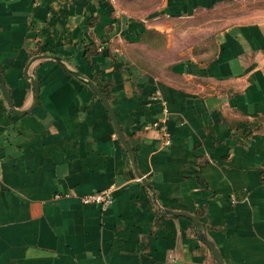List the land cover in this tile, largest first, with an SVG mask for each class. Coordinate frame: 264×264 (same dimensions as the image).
<instances>
[{
  "label": "crops",
  "instance_id": "0c3cea01",
  "mask_svg": "<svg viewBox=\"0 0 264 264\" xmlns=\"http://www.w3.org/2000/svg\"><path fill=\"white\" fill-rule=\"evenodd\" d=\"M234 1L0 0V264H264V9L171 55Z\"/></svg>",
  "mask_w": 264,
  "mask_h": 264
},
{
  "label": "rangeland",
  "instance_id": "374dc122",
  "mask_svg": "<svg viewBox=\"0 0 264 264\" xmlns=\"http://www.w3.org/2000/svg\"><path fill=\"white\" fill-rule=\"evenodd\" d=\"M263 9L264 0H241L223 4L213 11L186 20L180 27V32L182 33L183 31L185 34H179V36L175 37V39L179 38V42H175L174 49H171V55H174L173 53H176L177 50L180 52L188 50L192 45H198L196 41L202 42L201 45L205 46V43L209 42L212 34H214V30L226 21L234 20L238 16H244L251 20L256 19ZM209 21L215 22L214 27L206 26ZM205 39L206 42H204Z\"/></svg>",
  "mask_w": 264,
  "mask_h": 264
},
{
  "label": "water",
  "instance_id": "95a60500",
  "mask_svg": "<svg viewBox=\"0 0 264 264\" xmlns=\"http://www.w3.org/2000/svg\"><path fill=\"white\" fill-rule=\"evenodd\" d=\"M44 56H46V55L36 56V57L34 58V60H35V59H38V58H41V57H44ZM28 78L30 79V82H31L32 91H33V94H34V99L37 100V94H38V85H37V81H36V79H34V77H32V76H28ZM87 84H88L89 87L94 91V93H96V94L98 95V97L101 99L102 103L104 104V106H105V108H106V110H107V112H108L110 118L112 119V121H113V123H114V125H115V128H116V130H117V133H118V135H119V137H120V139H121L123 145H124L125 148L127 149L128 154H129V157H130V159H131V161H132V163H133V165H134V157H133V154L131 153V151H130V149H129V147H128V145H127V143H126V141H125V139H124V137H123V135H122V133H121V130H120L119 125H118V123H117L116 117H115V115H114V113H113V110H112V108H111V106H110V104H109V101H108L107 97L105 96V94H104V93H103V92H102V91H101V90H100V89H99V88H98V87H97L92 81H87ZM0 90H1V92H2V95H3V97H4V99H5L6 103H7V105L9 106L10 110H11L12 112H14V113H17V114L21 113V111H16V110L14 109V107H13V103H12V101H11V98H10V96H9V92H8V90H7V87H6V85H5V82H4V80H3V77H2V75H1V73H0ZM139 176H141L140 173H139ZM142 181H143L144 183L146 182V180H144V179H143ZM171 212H172L173 214H178V215H184V216H187V217H189L194 223H197L196 218H195L193 215L189 214V213L182 212V211H171ZM206 244H207V245L209 246V248L211 249V251H212V253H213V256H214V258H215L217 264H223V263H222V260H221V257H220V255H219L218 251L215 249V247H214L213 245H211L210 243H207V242H206Z\"/></svg>",
  "mask_w": 264,
  "mask_h": 264
},
{
  "label": "built area",
  "instance_id": "2783aa9c",
  "mask_svg": "<svg viewBox=\"0 0 264 264\" xmlns=\"http://www.w3.org/2000/svg\"><path fill=\"white\" fill-rule=\"evenodd\" d=\"M164 143H169V134L164 132ZM59 195H54L58 197ZM80 201L83 204H99L101 206H107L113 201V196L110 189H102L99 191H93L87 194H84L80 197Z\"/></svg>",
  "mask_w": 264,
  "mask_h": 264
}]
</instances>
